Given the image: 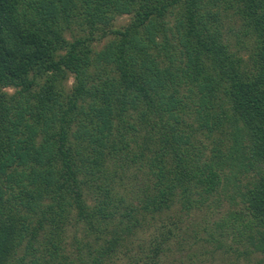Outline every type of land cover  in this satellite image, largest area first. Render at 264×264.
Listing matches in <instances>:
<instances>
[{
  "label": "trees",
  "instance_id": "16d2710c",
  "mask_svg": "<svg viewBox=\"0 0 264 264\" xmlns=\"http://www.w3.org/2000/svg\"><path fill=\"white\" fill-rule=\"evenodd\" d=\"M222 197L264 253V0H0V264L106 261Z\"/></svg>",
  "mask_w": 264,
  "mask_h": 264
},
{
  "label": "rangeland",
  "instance_id": "374dc122",
  "mask_svg": "<svg viewBox=\"0 0 264 264\" xmlns=\"http://www.w3.org/2000/svg\"><path fill=\"white\" fill-rule=\"evenodd\" d=\"M129 19L130 16L124 15L117 18L116 22L120 25L128 22ZM107 41L108 38H102L99 43H96L97 48L103 47ZM243 56L248 57V52L243 51ZM71 79L69 84H72ZM201 138L209 147L207 150L209 152L213 142L211 136L202 135ZM251 161L252 165H248V171L240 174L241 177H239L244 190L250 179L256 175L257 170L263 167L259 161ZM132 184L140 187V182ZM128 187L131 188L129 184ZM221 200H223L222 203H220ZM224 202V197L216 202V207H214L212 199H208V202L203 204L199 202L197 205L200 207L193 205L195 208L189 216L185 213H179L170 217L163 216L162 218L158 216L156 218L146 217L141 222L143 227L137 225L136 235L125 241L124 244L117 245L115 250L110 253L112 257H108L110 259L106 261L99 253L98 246L105 245V242L101 239L98 240L95 246L92 245L91 241L90 248H84L82 243V247L78 249L79 245L75 242V246L72 247V250L69 248L68 252L73 257L82 255L89 264H264V261L260 262L261 258H264V253L252 251L251 245L249 247L246 240L242 242L236 234L239 222L225 220L227 223L223 222L224 226H220L221 213L227 210L223 205ZM207 205H210L211 208ZM219 205L221 206L218 207ZM208 210L211 211L210 218H208ZM136 216L139 218L141 214L136 213ZM180 218H184V221L181 222ZM133 222L129 224L133 225ZM228 223L231 225H228ZM191 224L194 226L196 224L198 231L187 236L192 231L190 229ZM169 228L173 230L170 235ZM74 232L75 227H72L67 234V240L71 241ZM77 233L78 242L81 238L82 240L85 239L84 232L81 229ZM163 234L169 235V238L166 239L169 242L165 244V249L160 254L161 258L157 259L154 257L155 252L152 251V240L154 243L161 240Z\"/></svg>",
  "mask_w": 264,
  "mask_h": 264
}]
</instances>
